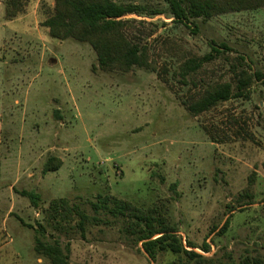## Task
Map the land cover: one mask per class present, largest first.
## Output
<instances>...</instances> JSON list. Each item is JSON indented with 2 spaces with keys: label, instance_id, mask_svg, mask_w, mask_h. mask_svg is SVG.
Segmentation results:
<instances>
[{
  "label": "rangeland",
  "instance_id": "obj_1",
  "mask_svg": "<svg viewBox=\"0 0 264 264\" xmlns=\"http://www.w3.org/2000/svg\"><path fill=\"white\" fill-rule=\"evenodd\" d=\"M113 1L166 10L160 0ZM21 2V12L7 20L0 0V264H50L34 251L39 225L44 240L68 248V264L177 261L170 254L151 260L123 233L122 221L95 212L92 204L106 195L161 209L184 244L210 245L208 254L195 249L206 257L264 258V85L255 81L248 99L196 117L184 106L204 87L230 82L233 64L264 75V8L188 27L167 14L125 16L156 72L118 73L94 68L87 44L50 38L41 24L54 0ZM220 44L230 50L181 75L187 59ZM50 157L62 166L43 174ZM21 191L37 193L39 207ZM62 198L87 216L83 231L76 216L49 219L50 202Z\"/></svg>",
  "mask_w": 264,
  "mask_h": 264
},
{
  "label": "trees",
  "instance_id": "obj_2",
  "mask_svg": "<svg viewBox=\"0 0 264 264\" xmlns=\"http://www.w3.org/2000/svg\"><path fill=\"white\" fill-rule=\"evenodd\" d=\"M166 10L147 11L132 3H117L113 0H54L53 9L48 18L41 24L48 30L53 40H73L87 44L95 53L96 66L102 72L127 73L137 68L156 72L150 60L149 50L141 44L139 38L132 33L133 21L125 20L128 15L150 17L167 14L177 23L187 25L195 20H209L213 17L242 11L264 8V0H160ZM5 18L12 20L22 10L21 0H4ZM221 50L230 49L225 44L211 47V52L199 58L187 59L180 67L182 76L197 72L204 64L210 63L222 54ZM244 61L243 57L237 58ZM232 80L214 83L204 87L190 102H185L186 110L193 116L209 112L219 104L231 99H248L247 91L257 81L264 85V75L260 72L250 74L245 70L237 71L231 65ZM217 142L216 140L214 141ZM62 166L59 159L50 157L44 164L43 174L56 172ZM252 183L250 179V184ZM20 195L29 199L34 208L39 207L40 196L33 191H21ZM242 197L252 201V196L245 193ZM95 212L101 211L123 222V233L140 243L145 254L153 261L159 254L177 256L172 264H264V258L244 257L238 262L228 257V261L218 258L216 254L206 257L211 251L210 245L204 241L201 247L190 241L182 240L176 227L169 225L157 207L142 209L130 202L112 196H98L92 204ZM264 209V205L262 206ZM232 209V208H231ZM234 210V209H232ZM52 221H70L72 216L79 219L78 227L84 230L87 216L77 207L70 206L67 199L51 201L47 209ZM230 220H226L219 231V236L226 233ZM34 237V251L46 258L50 264H68V248H62L58 241L43 239L44 227ZM216 230L213 227L212 232ZM199 249L203 254L195 252Z\"/></svg>",
  "mask_w": 264,
  "mask_h": 264
},
{
  "label": "water",
  "instance_id": "obj_3",
  "mask_svg": "<svg viewBox=\"0 0 264 264\" xmlns=\"http://www.w3.org/2000/svg\"><path fill=\"white\" fill-rule=\"evenodd\" d=\"M49 63L54 64L55 63V60L54 59H50L49 60Z\"/></svg>",
  "mask_w": 264,
  "mask_h": 264
}]
</instances>
